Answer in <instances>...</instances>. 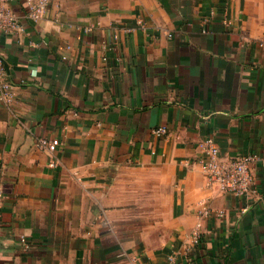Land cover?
Segmentation results:
<instances>
[{
	"label": "crops",
	"instance_id": "obj_1",
	"mask_svg": "<svg viewBox=\"0 0 264 264\" xmlns=\"http://www.w3.org/2000/svg\"><path fill=\"white\" fill-rule=\"evenodd\" d=\"M11 6L0 264H264V0H49L38 21ZM205 136L254 155L256 193L206 184Z\"/></svg>",
	"mask_w": 264,
	"mask_h": 264
},
{
	"label": "built area",
	"instance_id": "obj_2",
	"mask_svg": "<svg viewBox=\"0 0 264 264\" xmlns=\"http://www.w3.org/2000/svg\"><path fill=\"white\" fill-rule=\"evenodd\" d=\"M14 0H0V37L7 33H12L21 28L19 18L12 9ZM49 0H28L27 17L33 21H38L45 13ZM89 30V28H86ZM37 71L33 68L29 70V75L36 76ZM25 79H21L19 84H24ZM16 84L12 83L7 77V71L2 58L0 57V100H10L14 95ZM156 136H163L168 132L166 126L161 125L152 131ZM38 149H46L49 141L45 138H38L35 142ZM197 147L200 155L197 159L202 166L206 184L217 188L224 193H230L234 196L241 197L248 194L256 193L254 188V175L250 169L251 163L254 161V155H242L231 158L223 157L220 153L212 136H205L198 141ZM49 165L54 166L55 162L50 161ZM1 197V193H0ZM225 211L221 209H211L202 207L198 214L203 217L216 215L222 217ZM200 229L198 226L193 230L190 244L186 251L189 252L200 241ZM24 242L25 249L29 248L26 244L24 236L21 237ZM172 259V257L170 258Z\"/></svg>",
	"mask_w": 264,
	"mask_h": 264
}]
</instances>
